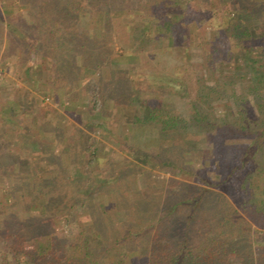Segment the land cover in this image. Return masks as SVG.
I'll list each match as a JSON object with an SVG mask.
<instances>
[{
    "label": "trees",
    "instance_id": "obj_1",
    "mask_svg": "<svg viewBox=\"0 0 264 264\" xmlns=\"http://www.w3.org/2000/svg\"><path fill=\"white\" fill-rule=\"evenodd\" d=\"M106 1L124 11L119 0H66L58 13L55 2L48 0L54 14L48 23L49 36L24 40L42 51L53 50L60 40L84 47L82 13L100 12L110 28L117 26L118 18L113 20L110 9L102 7ZM171 1L145 0L139 7L154 15L151 35L139 30L132 18L127 19L124 30L131 35L129 39L137 38L140 43V49L128 55L137 56L146 46L159 67L148 77L146 87L131 77L130 86L118 92L134 111L132 129L150 125L160 136L159 144L163 134H172L171 144L182 148L187 160L160 158L163 145L150 152L130 144L125 163L117 170L109 167L99 184L90 183L92 191H104L103 199L89 190L83 196L63 193L36 198L40 214L32 213L29 205L24 215L18 206H0V244L12 256V264H264V0H220L226 1L222 14L208 8L189 34L182 10L175 11L176 3ZM185 36L200 48L203 74L196 80L188 59L167 60ZM42 55L59 58L57 50ZM111 56L107 50L94 49L79 65L66 56L57 65V78L69 70L79 81L92 71L102 78V62L107 60L109 65ZM237 68L244 72L245 83L236 81ZM118 73L120 70H110L112 81ZM96 87L103 88V83ZM163 87L177 89L178 96L187 100V109L160 101L155 89ZM219 99L227 101L225 118L215 112L214 102ZM217 132L243 141L227 143L215 136ZM154 168L175 175L157 181L151 178ZM140 174L145 178V190L136 186L135 176ZM121 180L128 186L121 185ZM0 191L4 193V189ZM81 210L89 211L91 226L78 220L81 214L76 211ZM33 219L40 227L60 219L75 224L77 231L70 237H60L53 229L42 232L34 236L37 244L27 249L24 244L29 236L23 227ZM113 223L117 225L112 228ZM68 246L73 248L72 254H68Z\"/></svg>",
    "mask_w": 264,
    "mask_h": 264
},
{
    "label": "crops",
    "instance_id": "obj_2",
    "mask_svg": "<svg viewBox=\"0 0 264 264\" xmlns=\"http://www.w3.org/2000/svg\"><path fill=\"white\" fill-rule=\"evenodd\" d=\"M47 1L0 0V64L14 67L12 78L0 82V165L3 172L17 183L4 192L12 195L13 191L22 190L20 196L30 199L26 201V208L29 205L32 212L38 210V214L41 209L36 207H40L36 198L63 193L83 196L87 190L97 198L105 196L100 192L101 188L92 191L90 183L99 184L109 167L118 169L113 159L103 155L108 145L117 147L112 142L97 139L95 132L102 129L107 136V130L111 132L117 128L119 131L120 126L112 127L103 119L97 122L95 115L96 124L92 120L85 121L90 98L84 92L83 97L69 98V106L63 105L65 110L53 102L46 104L47 99H54L44 97L49 93L54 94L58 102H64L62 95L56 94V59L42 55L43 51L54 52L55 49L42 47L43 51L35 50L24 39L49 36L48 23L53 21L54 14ZM15 7L25 15L13 20L11 15ZM26 23L31 26L27 27ZM70 94L67 90L64 97ZM80 102L88 112L80 109ZM103 142L108 145L102 152ZM116 143L120 145L122 142L117 140ZM76 213L88 214L89 211Z\"/></svg>",
    "mask_w": 264,
    "mask_h": 264
},
{
    "label": "rangeland",
    "instance_id": "obj_3",
    "mask_svg": "<svg viewBox=\"0 0 264 264\" xmlns=\"http://www.w3.org/2000/svg\"><path fill=\"white\" fill-rule=\"evenodd\" d=\"M66 0H56L55 1V10L58 11V13L61 11V8L64 6ZM120 1V7L124 9V11H119V7L113 8V2H108L102 6L105 9H110V16L113 20H116L117 18V26L115 28H110L108 26V19L103 18L102 14L100 12H91L87 10V12L81 14V31L83 32V36L85 37V44L84 47H75L72 41L65 42L63 40H60V42L56 43L55 50H57V53L59 55V58L56 59L57 65L59 63L61 64L64 60H66V56L73 57L75 59V63L79 65L81 63V60L92 52V50H107L111 56L110 64L108 65L107 60L102 62V65L104 66L102 78H100L98 71H92L90 73L85 74L86 76L84 80L74 79L75 74L72 70L64 71V73H61V76L58 78V90L56 91V94L62 95V98H64V102H58L59 99L54 94H45L44 97L50 96V101H46V104L49 102L56 103L57 106L61 107V109H66L65 106H69V98H73V96L83 97L85 95L89 96V106L88 110L85 109L82 106L80 102V109L85 112H88L90 114H84L85 115V121H91L96 124L94 120V117L98 119L97 122H101L100 119H103L107 124L111 125L112 127H118V129H113L111 132L109 130L107 136H104L102 129H97L95 132L98 136L97 139L101 138L102 140L106 142H112V145H116L117 148L110 146L103 142V147L101 148V151L103 152V148L105 145L108 146L104 148L103 155H107V157H110V159H113V162L117 164V168H119L123 163H125L126 159L129 156V147L130 144H135L137 146H141L146 150L152 151H158L160 148V145L164 146L165 150L164 153L160 156V158L164 157H170L173 160L182 161L185 162L187 160L185 151L182 148L174 147L171 144V137L172 134H163L161 136L162 141L159 144V137L158 134L155 133L154 129L150 127V125L144 124L142 126H134L133 129L131 128L133 117H134V111L127 107L125 104V99L119 98L121 97V92H118L121 89H124L125 87H129V80L131 77H137V80L140 82L139 85L142 87H146V83L148 80V77L151 75H155L156 68L159 67V61L157 59H152L149 57L148 54V47H143L142 52L140 54H137V56H130L128 55L129 52L136 51L137 49H140V43H138V39L132 37L133 39H129L131 35L127 33L124 30L125 24H129L127 22V19L132 18L135 22V25L138 26L139 30L145 29L147 32L152 34L151 29L154 27V15L151 14L149 11L140 10L139 7L142 6L143 3H145V0H119ZM172 4L176 3L175 11L182 10L183 17V23L185 27V31L188 30L193 31V27H195V20L198 19L202 15H204L205 11H207L208 8H214L216 9V12L218 14H222L221 7L224 6L226 1L222 2L220 0H210V3L207 4L204 0H172ZM212 2L215 4V6L212 7ZM88 3V2H84ZM88 6V4H85ZM174 6V7H175ZM198 7L200 11H198ZM90 9H92L90 7ZM142 9V8H141ZM100 10V9H99ZM127 10H130V14H128ZM25 11V10H24ZM105 12V11H104ZM13 14L11 17L13 20H16L17 18H20V15H25V12L20 11L19 8L15 7V10L12 12ZM27 15V14H26ZM123 17H126L125 22L121 23L120 19H123ZM27 27L31 26L29 23H26ZM187 27V28H186ZM33 29V28H32ZM209 30L212 32L211 28ZM189 34V32H187ZM59 35V33H58ZM184 40L180 42L179 46L175 49H173L170 53V55L167 56V60L171 59H178L177 56H180L182 59H188L187 61L190 62V71L191 76L194 80L198 79V75L202 76L203 72H201V57L198 56V51L200 48L198 46H193L191 43V39L189 36H185L183 38ZM196 43H198V36L195 38ZM55 41L57 42V39L55 38ZM59 41V40H58ZM4 44V41L3 43ZM255 56H258V53H255ZM164 58H166L164 56ZM68 59V58H67ZM179 60V59H178ZM65 63V62H64ZM66 66H68V63H65ZM120 70L121 73H118V77L112 81L110 70ZM236 73V81L240 83H245L243 81L244 72L241 71L239 68H237ZM71 71V72H70ZM136 71V75L132 72ZM138 74V75H137ZM14 75V67L11 64H7V66L4 63L0 64V82H5L7 78H12ZM121 77H126L128 80L123 81ZM136 79V78H135ZM128 81V82H127ZM103 83V88L99 87L97 89H94L93 86L96 85V83ZM65 85V86H64ZM144 85V86H143ZM110 92V94L106 95V89ZM82 89V91H80ZM94 89V91H93ZM67 90L70 91V95L67 97L65 96V93ZM158 91V98L160 101H162L164 104L175 106L177 108H180L182 111H185L187 108V100L182 99L178 96L177 89H168V88H161L155 89ZM85 93V95L83 94ZM48 98V97H47ZM66 98V99H65ZM82 101V100H81ZM65 105V106H63ZM248 105V103H247ZM215 106V112L217 114V117L219 118H225L229 114V109L227 105V101L225 99H219L214 102ZM87 108V107H86ZM93 115H95L93 117ZM82 118V116H80ZM84 117V116H83ZM100 120V121H99ZM114 122H117L118 124L115 125ZM114 123V124H111ZM94 125V128L96 125ZM103 124V123H100ZM92 125V126H93ZM99 127V125H98ZM100 127H102L100 125ZM96 130V129H95ZM102 132V134H100ZM215 136L219 139H222L226 141L227 143H240V141H243V139L240 138H231L226 137L223 134L215 133ZM96 137V136H94ZM119 138V139H118ZM117 140H120L122 143L120 145H117ZM3 172V169L0 165V188L1 189H9L11 186H15L17 183H15L11 178H9L7 175ZM175 174L172 171H165L160 170L157 168H154L151 173V178L156 179L157 181H161L164 178H170L173 177ZM135 182L137 187H139L142 190H145V178L142 174L135 176ZM121 185L128 186V182L126 180L120 181ZM11 189V188H10ZM18 189V186H16V191ZM101 193H104L102 189H99ZM6 191V190H5ZM22 190H18L17 193L12 192L9 194L1 193L0 191V206L2 207H16L18 206V210L22 215H24L26 211V201H29L30 199H24L19 194V192ZM258 192H261L260 190H257ZM4 196V197H3ZM103 199V197H101ZM37 209H40V207L36 206ZM36 209V208H35ZM39 211L34 210L32 213L37 214ZM40 214V213H39ZM21 217V216H20ZM60 217V216H59ZM35 220V221H34ZM80 222L85 227L91 226L89 220L88 214H81L79 219ZM29 222V221H28ZM31 224H27L23 227L24 230L28 232L29 238L25 242L26 248H31L33 245L37 244V240H35L34 236L37 234H40L42 232H48L51 229L54 230V233L58 234L60 237L68 236L70 237L77 231L75 224H69L67 225L66 222L62 220H57V222H50V220H47L46 222L49 223L47 227L38 225L37 219H33L31 221ZM37 224V225H36ZM117 223L112 224V228L115 227ZM46 230V231H45ZM32 235V237H31ZM68 254L73 253V248L68 246L67 247ZM22 259H26L24 257V254L22 256ZM0 264H12V256L7 255L5 252V246L4 244H0Z\"/></svg>",
    "mask_w": 264,
    "mask_h": 264
}]
</instances>
